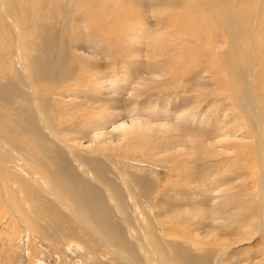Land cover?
Returning a JSON list of instances; mask_svg holds the SVG:
<instances>
[{"label": "rangeland", "instance_id": "374dc122", "mask_svg": "<svg viewBox=\"0 0 264 264\" xmlns=\"http://www.w3.org/2000/svg\"><path fill=\"white\" fill-rule=\"evenodd\" d=\"M52 28L56 30L53 26L50 30ZM43 31L38 39H23L25 47L21 44L25 63L34 79L31 87L35 96L29 87L0 80V104L4 105L12 97L14 111H8L9 117L23 127L19 134L12 135L14 143L21 148L12 158L23 163L25 171L27 167L39 177L53 175L65 182L74 178L97 209L96 225H104L107 231L115 232L112 234H122L124 240L137 250L146 251V243H150L161 264H213L219 254H222L219 264H264V190L259 181V168L264 159L258 165L252 147L258 142L259 134L264 135V119L258 132L250 108L240 102L238 95L229 94L227 80L213 72H202L191 75L185 85L172 79L148 83L146 93L148 91L147 98L152 96L151 102L141 104L142 109L138 112L152 111L150 117H141L145 125H140L134 134L123 136L113 125L129 121L125 117L107 125L110 136L95 137V132L88 134L86 131L89 122L76 114V111L87 110V103L94 99L89 97L87 101L84 97L91 92L81 90L85 89V83L74 85V81H69L63 87L58 84V90L52 96L45 95L48 75L54 73L52 64L58 53H61V60L67 59L70 43L66 33L58 35L55 32L51 37L48 28ZM148 40L153 41L151 37ZM47 42L53 47L50 51ZM169 43L171 41L167 39L168 59L173 62L178 57L170 46L167 47ZM130 52H133L130 55H139L137 50ZM57 74L55 71L52 78L58 79ZM251 85H248L251 92L258 96L262 86ZM25 91L27 98L20 96ZM65 91L72 94H60ZM146 93L141 99L146 98ZM160 94L165 98H161L159 104L156 97ZM35 103L48 107L50 131L59 136L62 143L55 141L42 123L35 121ZM5 106L11 109L10 103ZM27 109L29 112L24 111ZM105 109L98 107L97 111ZM157 109H169L175 116L203 111L212 118L223 119L222 125L244 129L229 136L233 141L214 144L217 133L209 128L172 121L169 119L172 115L165 118ZM260 110L264 118V109ZM126 111L124 109L127 114ZM30 126L38 135L26 132ZM37 142L44 146L43 165L37 164L36 158L30 155ZM192 146L198 154L193 153ZM180 147L186 148V160L192 155L200 161L193 166L195 170L186 181L185 193L178 186L167 185L168 181L175 182L176 179L168 176L169 167L163 162L169 154L172 158L173 153L179 152ZM0 149L3 150L1 143ZM241 149L247 151L238 153ZM36 153L33 155L39 157ZM206 154L217 156L207 157ZM262 169L264 171V165ZM11 173L29 185L23 194L19 193L23 200L15 205L20 214L18 220L10 207L0 201V264H123L112 254L108 248L111 245L105 243L100 234L90 231L57 201L32 185L24 170ZM23 180L15 181L23 185ZM12 188L19 189L15 185ZM69 189L74 198L82 200L81 195L74 192L75 184ZM67 198L65 196L64 200L68 201ZM25 223L29 229L20 225ZM188 236L192 244L187 243ZM120 253L127 254L125 251ZM142 261L146 264L144 259Z\"/></svg>", "mask_w": 264, "mask_h": 264}, {"label": "bare ground", "instance_id": "6f19581e", "mask_svg": "<svg viewBox=\"0 0 264 264\" xmlns=\"http://www.w3.org/2000/svg\"><path fill=\"white\" fill-rule=\"evenodd\" d=\"M51 26L56 30L53 31V28L50 30ZM34 27L37 33L34 32ZM46 28L49 29L51 37L55 32H58V35L66 33L70 48L66 60H61V53H58L57 60L52 64L54 73L58 72L57 78L60 81L52 78L54 73L48 75L49 83L46 84L48 89L45 95L52 96L58 90V84L59 87H63L69 81H74V85L85 83V89L81 90L91 92L84 97L87 101L89 97L94 99L87 103V108L85 107L87 110L76 111V114L89 122L86 127L88 134L95 132V137H108L111 130L106 129L107 125L125 117L129 118V121L116 123L113 128L121 131L126 137L134 134L140 129V125L144 124L141 117L145 115L150 117L152 114V111L138 113L142 109L141 104L151 102L152 96L147 98L148 91L146 93L148 83L152 85L159 80L172 79L185 85L191 75L202 72L204 74L213 72L225 78L229 94L238 95L240 102L250 108L257 121L258 132L261 130V121L264 119L260 112V108L264 109V0H0V80L6 79L11 83L17 82L24 88L29 87L35 96V90L31 87L34 79L29 73L28 63H25L21 44L23 39L40 38L44 33L43 29ZM132 36L136 38L123 39ZM150 37L153 41L148 40ZM167 39L171 41L167 47L170 46L173 54L178 57L173 62L168 59L165 44ZM48 48L50 51L53 47L48 43ZM57 48L56 46V51ZM130 50H137L139 55L135 53L130 55L133 53ZM141 52L151 55L147 57ZM132 56L135 57L131 58ZM249 84L262 86L258 96L253 95ZM64 93L60 94L63 96L72 94L68 91ZM145 93L146 98L141 99ZM25 95L26 91L20 96L27 98ZM161 98H165L164 94L157 95L156 103L160 104ZM230 101L232 103V99ZM7 102L10 103L11 109L5 106ZM7 102L4 105L0 104V143L3 148L0 149V201L10 207L15 219L18 220L20 216L15 205L23 200L19 198V193L23 194L29 183L21 177H16L11 171L24 170L25 175L32 180V185L35 184L42 192L57 201L90 231L100 234L103 241L111 245L108 248L112 254L123 264H142V259L146 264L153 262L161 264L150 243H146V251L140 248L137 250L124 240L122 234H112L115 232L107 231L104 225H96L94 221L97 209L74 178L65 182L53 175L39 177L27 167L25 171V165L12 158L17 150H21L17 143H14L12 135L19 134L23 127L9 117L8 111H14L12 97ZM35 105L37 115L35 121L42 123L43 128L56 139L55 141L62 143V139L50 131L51 116L47 112L48 107L41 103ZM98 107L106 109L97 111ZM124 109H127V114ZM157 111L165 118L172 115L169 109ZM169 119L184 125L209 128L217 133L214 144L229 143L234 140L229 137L232 133L244 129L222 125L223 119L212 118L203 111L186 112L177 116L173 114ZM31 127L27 128L26 132L29 135H36ZM21 139L25 142L23 137ZM252 147L255 151L254 159L256 157L258 165H261L264 159L262 133L259 134L255 147L253 145ZM192 149L194 154H198L196 148L192 146ZM31 151L40 155L35 157L30 154L36 158L37 164L43 165L44 146L37 142ZM246 151L241 149L238 153ZM185 154L186 148L180 147V151L173 153L172 158L169 154L163 161L169 167L168 176L172 175L176 179L175 182L168 181L167 185L171 188L178 186L183 192L186 190V181L190 179L194 164H200L199 159L192 158V155H189L191 159L186 160ZM262 167L259 168V181L264 190ZM16 179L23 180V185L15 181ZM74 184V192L81 195V201L77 197L75 199L69 189ZM12 185L19 189L12 188ZM65 196L70 202L64 200ZM25 199L29 200L27 197ZM20 225L29 229L26 223ZM187 239V243L192 244L191 237L188 236ZM120 251L127 254H121ZM221 257L222 254H219L213 264H219Z\"/></svg>", "mask_w": 264, "mask_h": 264}]
</instances>
